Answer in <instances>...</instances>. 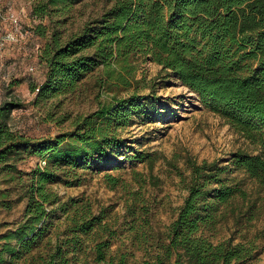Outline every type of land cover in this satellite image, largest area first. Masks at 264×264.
<instances>
[{
    "label": "trees",
    "instance_id": "obj_1",
    "mask_svg": "<svg viewBox=\"0 0 264 264\" xmlns=\"http://www.w3.org/2000/svg\"><path fill=\"white\" fill-rule=\"evenodd\" d=\"M75 1L32 0L29 12L32 18L64 13ZM108 1L105 9L66 40H60L58 31L51 33L44 52V81L31 90H36L37 98L72 92L77 82L98 66L108 79L116 73V81L127 84L133 72L130 60L138 57L173 73L252 145L253 151L237 149L226 163L187 158L186 195L175 218L154 239L152 250L140 264H167L170 259L171 264H254L252 243L215 242L213 235L232 200L248 201L238 174L264 190V0ZM116 65L119 69L115 72ZM147 100L136 93L114 98L74 119L69 132L42 138L13 130L10 113L21 103L13 98L0 100V177L21 185L25 199L21 221L2 236L0 262L4 254L19 258L38 248L53 211L49 206L58 201L49 185L58 180L79 183L76 169L87 168L91 159L119 148L123 141L117 138L115 126L124 124L122 120L127 121ZM69 138L74 143L64 146ZM153 155L135 157L150 163ZM27 156L39 157L44 164L26 172L23 182L17 164ZM105 176L112 186L119 182L110 174ZM8 193V189L0 191V204ZM63 205L58 208L66 213L68 207ZM254 212H241L237 219L243 216L249 221ZM68 217L65 236L57 238L49 251L32 256L31 264H73L83 236L106 230L101 217L92 215L89 208L80 218L75 213ZM92 243L95 259L104 260L109 239L96 236ZM113 264H126L125 256Z\"/></svg>",
    "mask_w": 264,
    "mask_h": 264
},
{
    "label": "rangeland",
    "instance_id": "obj_2",
    "mask_svg": "<svg viewBox=\"0 0 264 264\" xmlns=\"http://www.w3.org/2000/svg\"><path fill=\"white\" fill-rule=\"evenodd\" d=\"M0 2L14 11L20 8L26 11L19 21L21 41L5 44L0 50V100L13 98L21 103L10 113L9 125L13 130L31 138L51 137L69 132L74 119L114 98L136 93L148 99L127 121L122 120L124 124L115 126L117 138L123 141L119 148L108 151L100 159H91L87 168L76 169L79 183L66 184L58 180L49 185L58 201L49 206L53 211L38 248L19 258L4 254L0 264H31L32 256L36 258L38 252L49 251L57 238L65 236L63 231L70 223L68 216L75 213L80 218L86 208L92 215L101 217L106 230L83 236L82 248L73 264H113L122 255L126 264H140L152 250L154 239L167 230L186 195L185 184L190 173L186 159L197 162L217 159L226 163L235 150L251 152L253 146L225 124L196 92L147 58L130 60L133 72L127 84L116 81V73L108 79L98 66L81 78L72 92L37 98L31 86L44 81V52L51 33L58 31L60 40H66L110 2L77 0L72 2L68 12H52L42 18L30 15L32 0ZM8 29L7 23L0 22V35ZM115 68L116 72L118 65ZM73 143L69 138L64 146ZM142 153L154 154L155 159L147 163L135 157ZM42 165V160L36 156L20 160L17 167L22 172L23 182L26 172ZM105 174L119 182L112 186ZM238 176L248 192V201L235 198L224 208L226 216L218 223L213 240L252 243L255 246L253 263L264 264V190L243 174ZM4 189L9 193L5 203L0 204V248L4 241L2 236L21 221L25 204L21 185L7 183L1 176L0 191ZM59 204L68 207L66 213L58 208ZM254 209V217L249 221L243 216L237 219L239 213H251ZM96 236L110 241L106 257L101 261L95 259L92 250V239ZM144 239L147 243H142ZM171 262L172 259L167 264Z\"/></svg>",
    "mask_w": 264,
    "mask_h": 264
},
{
    "label": "built area",
    "instance_id": "obj_3",
    "mask_svg": "<svg viewBox=\"0 0 264 264\" xmlns=\"http://www.w3.org/2000/svg\"><path fill=\"white\" fill-rule=\"evenodd\" d=\"M1 3V2H0ZM26 11L24 8H20L19 11H14L9 5L3 7L0 4V22H5L9 25V29L0 35V50L5 44L8 43H17L21 41V33L19 32L20 28V16H25ZM1 68V64H0ZM29 70H32L33 67H28ZM1 70V69H0ZM44 164V161L42 160Z\"/></svg>",
    "mask_w": 264,
    "mask_h": 264
}]
</instances>
